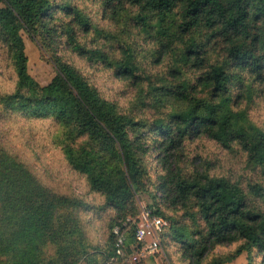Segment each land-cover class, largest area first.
Returning <instances> with one entry per match:
<instances>
[{
	"label": "trees",
	"instance_id": "1",
	"mask_svg": "<svg viewBox=\"0 0 264 264\" xmlns=\"http://www.w3.org/2000/svg\"><path fill=\"white\" fill-rule=\"evenodd\" d=\"M97 1L117 35L69 2L0 0V47L15 76L13 90L0 94V118L53 125L67 167L102 200L100 210L113 212L106 242L86 235L81 215L92 205L43 186L0 145V264H113L121 259L114 229L127 235L124 248L137 249L138 195L151 199L145 209L169 224L164 236L189 264L237 242L247 264H264V130L238 109L242 99L264 96V0ZM21 32L51 53L56 75L46 86L28 74ZM100 37L115 44L103 50ZM145 45L148 62L139 59ZM63 47L132 84L131 109L103 99L56 54ZM166 57L175 62L167 76L152 75L147 64ZM201 138L241 153L256 178L211 175L209 162L195 163L186 151Z\"/></svg>",
	"mask_w": 264,
	"mask_h": 264
},
{
	"label": "rangeland",
	"instance_id": "2",
	"mask_svg": "<svg viewBox=\"0 0 264 264\" xmlns=\"http://www.w3.org/2000/svg\"><path fill=\"white\" fill-rule=\"evenodd\" d=\"M54 2L58 5L65 2L71 3L78 7L93 24L108 33H112V35H117L120 30V27L112 21L103 18V7L97 0H54ZM21 35L27 57L28 74L41 86L48 85L56 75V68L50 51L37 38L31 37L25 32H21ZM95 38L96 36L90 33L86 39L90 41V39ZM138 39L141 41L142 36ZM114 44L115 40L110 42L102 37L98 39V45L103 50H108L110 45ZM88 46L93 48L95 44L90 43ZM150 48V45H145L140 54V60L146 61L148 59ZM56 54L78 68L103 99L114 102L120 110L129 111L131 109L137 92L132 84L115 77L113 71L105 68L102 64L88 62L86 59L70 53L65 47L58 48ZM116 55L118 56V52ZM173 64H175L173 58L166 57L158 66L151 65L149 62L147 69L152 75H164L166 77L168 67ZM187 75L189 78L193 74L188 71ZM14 82L13 70L6 54L0 47V94L10 93L14 88ZM155 83L156 85L159 84L157 80ZM239 108L245 111L249 125L264 130V96L255 95L252 102L242 99L238 104ZM54 132L53 125L47 121L0 118V145L26 165L43 186L58 194L80 197L92 205L94 210L81 215L84 229L92 244L104 245L107 239L105 221L109 216H112L113 212L100 210L103 204L102 200L95 194H89L84 181L67 167L62 155L53 145ZM187 144L186 151L189 158L195 159V163L209 162L211 175L230 180L241 178L242 182L247 178H256L251 173L252 170L246 166L244 156L241 153H230L206 138L197 139ZM149 172L154 181L153 169ZM136 200L140 211L151 202L147 195H138ZM137 224H139V219ZM167 225L166 230L169 228L168 223ZM166 230L159 235L160 250L157 254L139 259L135 253V245L130 242L128 246L121 248L119 254L121 259L113 264H189L183 259L175 243L169 242L164 236L167 233ZM126 237L127 235L124 236L123 234V240ZM133 248L132 253L131 249ZM238 248H240L239 242L218 246L208 254L205 264H247L249 254L245 251L237 254ZM125 249L130 252L128 253ZM47 254H53L52 250L49 249ZM259 259L260 257L257 256L255 262L257 263ZM103 264L106 263L103 262Z\"/></svg>",
	"mask_w": 264,
	"mask_h": 264
},
{
	"label": "built area",
	"instance_id": "3",
	"mask_svg": "<svg viewBox=\"0 0 264 264\" xmlns=\"http://www.w3.org/2000/svg\"><path fill=\"white\" fill-rule=\"evenodd\" d=\"M139 224L135 232L137 249L135 253L139 259L157 254L160 250L159 235L168 227L167 223L154 215H151L145 208L139 213ZM125 226V224L123 225ZM116 236V252L119 255L123 247V235L119 229H114ZM137 257H134L135 259Z\"/></svg>",
	"mask_w": 264,
	"mask_h": 264
}]
</instances>
